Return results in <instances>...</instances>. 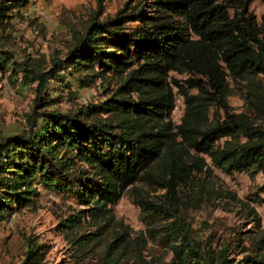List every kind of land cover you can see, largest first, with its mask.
Instances as JSON below:
<instances>
[{"label": "trees", "instance_id": "16d2710c", "mask_svg": "<svg viewBox=\"0 0 264 264\" xmlns=\"http://www.w3.org/2000/svg\"><path fill=\"white\" fill-rule=\"evenodd\" d=\"M3 1L7 10L27 2ZM251 1L128 0L102 17L105 0H97L80 30L71 28L65 55L47 70L8 64L35 84V98L23 131L0 134V220L30 205L39 184L71 194L81 207L56 226L73 235L74 252L85 257L110 233L103 262L143 264L144 232L134 236L113 214L124 192L130 190L153 239L167 209L145 200L136 184L163 192L174 211L179 188L197 186L196 175H210L211 167L264 178V9L257 20L248 12ZM66 69L83 86L99 84L102 99L67 113L45 110L52 103L48 82ZM233 88L245 112L229 105ZM175 95L183 100L178 124L171 117ZM259 191L264 194V185ZM248 217L257 233L236 261L226 248L200 250L176 217L166 233L172 260L162 264H264L260 218L253 208ZM84 221L94 231L77 235ZM25 243L21 264H43L42 246L30 238Z\"/></svg>", "mask_w": 264, "mask_h": 264}, {"label": "rangeland", "instance_id": "374dc122", "mask_svg": "<svg viewBox=\"0 0 264 264\" xmlns=\"http://www.w3.org/2000/svg\"><path fill=\"white\" fill-rule=\"evenodd\" d=\"M127 1L105 0L102 17L113 15ZM7 5L0 0V134L6 137L23 131L35 98V84L25 80L21 72L13 71L8 64L18 66L27 63L40 65L41 71L47 70L53 58L60 59L65 55L71 42V28L80 30L89 14L96 10L97 0H27L23 7L14 10H7ZM263 9L264 4L260 0H252L248 12L259 20ZM2 58L7 61L5 67L2 66ZM235 93L238 91L233 88L228 98L229 105L236 113L245 112L243 100ZM46 94L52 103L45 110L61 113L75 111L80 106L102 99L99 84L83 86L68 69L48 82ZM182 113L183 100L175 95L171 116L174 124L180 122ZM196 178L199 181L197 186L179 188L177 197L180 204L174 211L169 209L163 192L135 185L141 189L145 200L167 209L165 220L154 224L153 239L148 237L146 223L140 209L133 204L130 190L124 192L113 207L115 220H122L134 236L144 232L147 243L143 264H162L172 260L169 249L172 241L166 233L167 228L174 226L176 217L184 224L178 229H189L190 238L200 250L219 252L226 248L228 259L235 261L243 256L240 247H248L249 238L257 233L255 223L248 217L249 208L256 211L264 232V204L260 203L264 194L259 191L264 185L262 175L258 174L251 180L246 174L226 175L211 167L210 175H196ZM36 186L39 194L30 205L0 220V264H21L26 238L35 240L46 252L43 264H107L102 259L110 233H105L85 257L74 252L71 244L73 235L66 237L56 230V226L81 207L71 194L48 191L39 184ZM168 214L175 217L170 218ZM93 231L91 223L84 221L75 233ZM239 238L242 240L238 247ZM117 264L134 263L122 259Z\"/></svg>", "mask_w": 264, "mask_h": 264}]
</instances>
